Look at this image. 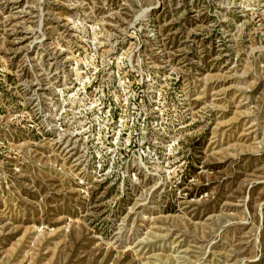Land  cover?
Segmentation results:
<instances>
[{
    "label": "rangeland",
    "instance_id": "obj_1",
    "mask_svg": "<svg viewBox=\"0 0 264 264\" xmlns=\"http://www.w3.org/2000/svg\"><path fill=\"white\" fill-rule=\"evenodd\" d=\"M0 264H264V0H0Z\"/></svg>",
    "mask_w": 264,
    "mask_h": 264
},
{
    "label": "built area",
    "instance_id": "obj_2",
    "mask_svg": "<svg viewBox=\"0 0 264 264\" xmlns=\"http://www.w3.org/2000/svg\"><path fill=\"white\" fill-rule=\"evenodd\" d=\"M97 160L99 161V168H100V170H103V161L101 160V158H102V156L101 155H99V156H97Z\"/></svg>",
    "mask_w": 264,
    "mask_h": 264
}]
</instances>
